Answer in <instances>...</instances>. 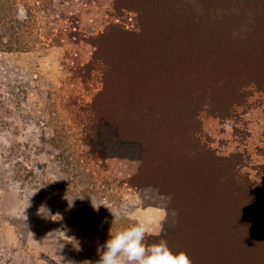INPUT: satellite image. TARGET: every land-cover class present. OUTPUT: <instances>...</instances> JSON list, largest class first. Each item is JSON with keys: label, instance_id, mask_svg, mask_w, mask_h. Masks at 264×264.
<instances>
[{"label": "rangeland", "instance_id": "obj_1", "mask_svg": "<svg viewBox=\"0 0 264 264\" xmlns=\"http://www.w3.org/2000/svg\"><path fill=\"white\" fill-rule=\"evenodd\" d=\"M9 1L33 45L0 50V264H91L138 220L191 264H252L264 0L244 33L218 0Z\"/></svg>", "mask_w": 264, "mask_h": 264}, {"label": "trees", "instance_id": "obj_2", "mask_svg": "<svg viewBox=\"0 0 264 264\" xmlns=\"http://www.w3.org/2000/svg\"><path fill=\"white\" fill-rule=\"evenodd\" d=\"M35 1L40 4L42 1H46V0H35ZM220 3L221 6L210 8V10L211 12L217 11L215 15L218 22L222 21V26H227L231 22H234L236 29L239 30L243 29L242 33L247 32L249 28L251 29L255 28V26L251 24V22H249L248 17L245 15L241 16L240 18L232 17L234 13H237L239 11L246 14V12H250L251 10H253V7L249 4L248 0H228V1L218 0V4ZM17 12H18L17 3H14V1H9V0H0V28L2 30H5L4 34L0 35L1 51H28L32 48L31 46L33 44L25 41L24 39V32H27L24 28L27 27V22L25 24L18 23L21 25L16 27L13 25V23L16 21ZM27 16H31L30 11L27 12ZM260 19L261 22H264V17L261 16ZM255 36L256 35H251L250 39L248 40V42H250V46L249 43L248 46L250 47L251 50L255 49V43L252 41ZM238 50L240 51V49ZM127 92L128 94L137 97V89H133V87L131 88L129 87L127 88ZM118 94L120 93L118 92ZM235 185H237L236 182ZM251 204H252V208L249 210L250 211L249 217L251 218L250 219L251 223L257 221L256 226H258L260 229H262V231H264V207L261 206V208H259L258 206H256L255 201L253 199H251ZM250 213H252L253 215H250ZM251 245L252 246L249 248L250 250H249L248 259L251 261L252 264H264V251L262 248L264 247V241L261 242L259 245L256 244L255 242H252ZM253 248L255 252L252 255ZM250 254L252 256H250Z\"/></svg>", "mask_w": 264, "mask_h": 264}, {"label": "clouds", "instance_id": "obj_3", "mask_svg": "<svg viewBox=\"0 0 264 264\" xmlns=\"http://www.w3.org/2000/svg\"><path fill=\"white\" fill-rule=\"evenodd\" d=\"M41 208L49 213L46 205L42 204L38 210ZM108 210L112 219L109 221L106 217L104 222H111L112 226L113 218L120 217L121 212L116 208ZM148 232L149 226L142 220L121 226L115 231L110 227L108 238L97 244L99 258L90 261L91 264H191L187 253L173 251L165 239L146 243L145 236Z\"/></svg>", "mask_w": 264, "mask_h": 264}]
</instances>
